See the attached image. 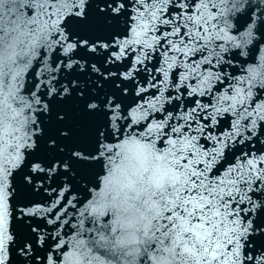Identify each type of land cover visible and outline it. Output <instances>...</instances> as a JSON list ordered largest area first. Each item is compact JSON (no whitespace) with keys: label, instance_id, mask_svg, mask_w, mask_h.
<instances>
[{"label":"snow or ice","instance_id":"obj_1","mask_svg":"<svg viewBox=\"0 0 264 264\" xmlns=\"http://www.w3.org/2000/svg\"><path fill=\"white\" fill-rule=\"evenodd\" d=\"M0 264H264V0H0Z\"/></svg>","mask_w":264,"mask_h":264}]
</instances>
